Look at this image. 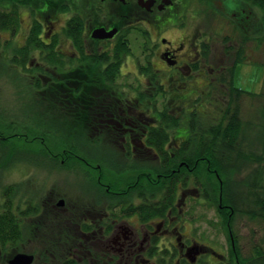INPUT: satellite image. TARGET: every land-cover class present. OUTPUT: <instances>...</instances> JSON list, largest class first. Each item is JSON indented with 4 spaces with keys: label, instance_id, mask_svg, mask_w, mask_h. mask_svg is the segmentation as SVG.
<instances>
[{
    "label": "flooded vegetation",
    "instance_id": "flooded-vegetation-1",
    "mask_svg": "<svg viewBox=\"0 0 264 264\" xmlns=\"http://www.w3.org/2000/svg\"><path fill=\"white\" fill-rule=\"evenodd\" d=\"M188 1L5 0L0 2V9L8 21L14 20V26L0 29V57L7 53L11 65L17 61L25 64L26 69L33 63L36 68L44 67L43 73L29 74L21 66L13 65L22 69L19 75L43 81L41 92L49 93L53 81L68 74L71 124L80 120L95 123L86 122L88 135L75 141L117 145L124 160L121 167L132 165L141 156L150 162L160 160L152 147L153 138L148 136L156 122L150 101L141 99V92L132 85L125 90L120 78L133 74L140 80L139 74H149L152 76L149 88L154 92L160 88L164 93L166 90L157 84L158 80L184 81L187 74L184 71H197L203 66L208 60V40L199 30L190 29ZM24 17H29V21L21 32ZM25 48L31 50L27 57L22 56ZM53 58L64 67L49 73L51 68L46 65ZM167 107L174 113L171 104ZM139 110L145 115L142 119ZM195 140L200 139L187 134L168 137L170 145L166 149H177L181 143ZM141 171L151 173L144 168ZM138 180L136 177L135 181ZM189 186L200 192L191 177L186 186H178L174 211L168 210L161 218L141 216L140 208L147 205L145 198L124 202L122 189L112 191L103 187L106 195L120 198L104 200L98 217L89 215L83 222L85 230L78 225L80 244L73 253L76 264L82 262V257H76L81 254L91 264H228L235 250L231 229L227 238L230 248L223 254L208 246H198L182 234L185 227L182 219L187 211L177 204L187 200L179 193L189 190ZM197 194L191 196L196 202L201 199ZM184 201L183 207L188 206ZM207 255L216 262L205 258Z\"/></svg>",
    "mask_w": 264,
    "mask_h": 264
},
{
    "label": "rangeland",
    "instance_id": "rangeland-1",
    "mask_svg": "<svg viewBox=\"0 0 264 264\" xmlns=\"http://www.w3.org/2000/svg\"><path fill=\"white\" fill-rule=\"evenodd\" d=\"M2 1L5 0H0L1 3ZM187 4L189 19L192 17L190 29L199 30L208 40V60L203 66L197 71H184L187 73L184 81L176 79L173 83L172 79L158 80L157 84L163 85L166 90L158 96L149 88L152 79L149 74H146L149 76L139 74L140 80L135 79L133 74H127L122 77L123 79L120 78V84L125 90L127 86L129 88L132 85L131 87L141 92L140 98H147L150 101L153 113L155 111L154 114L151 113L153 116L168 109L167 106L171 104L173 116L177 114L183 119L181 126L171 131L170 137L189 133L186 118L194 121L196 132L200 134L216 123L227 107L229 89L227 84L221 81L223 78H229L228 69L236 60L237 48L242 45L244 59H240L241 63L236 65L233 79L234 86L244 91L239 102L240 112L243 123L250 129L246 136L242 137V141L246 139V142L254 144L251 151L259 154L262 152V146L252 132L254 127L264 126V119H259L261 110L264 109V41L263 39L260 41V38L264 37V12L243 0H189ZM195 17L197 19H194ZM28 21L29 17H24L21 32L22 29H26ZM2 38L4 39V35ZM227 46L231 47L229 53L226 52ZM139 54L136 52L137 56ZM6 55L7 53L4 54L5 57L3 55L0 57V126L5 127L0 128V132L8 136L13 132L25 134L33 128L43 127L44 130L37 129V133H44L45 125L34 123L39 121L46 122L49 130L52 128L61 130L69 122L64 112L61 113L64 111L61 108L64 104L68 105V100L63 99L58 93L52 98L54 104L51 108L52 102L43 100L45 99L43 93L34 89V78L19 75L22 69L11 65ZM34 64L29 67H36ZM50 68L55 69L53 66ZM130 70L131 67L128 68V71ZM62 72H65V69ZM66 87H61L62 92ZM62 114L66 117L64 118ZM144 117L143 112L139 110V118ZM86 122L89 125L95 124L82 120L74 123L84 126L88 135L90 129L87 128ZM53 131H49L51 134H44L43 137L39 135L41 140L39 139L35 145L37 151L33 153V157L30 155L29 161L27 155L24 156L27 160L14 161L12 165L5 166L10 157L8 155L5 158L0 154V205L4 202L3 196L7 192L6 195H9L15 204L21 205L23 210L28 205L37 209L33 217H26L22 243L13 247L14 251L8 249L1 252L0 264H8V261L18 253L33 255V264H62L65 260L74 259V249L80 244L78 225L83 224L89 215L98 217L104 208L103 201L98 198V187L95 182L103 176L102 189L112 183L110 180H115L116 185L119 183L118 190H123L126 184H131L137 177V174L127 171L117 176L115 168L120 169V164L124 162L117 145H98L103 160L91 162V166L87 167L89 170L82 169L81 165L73 162L69 163L65 159L68 158L65 153L67 151L60 146V137L56 141L51 136L57 133L56 130ZM249 133L250 136H247ZM46 146L49 147L50 154L45 149ZM24 148L28 149L27 146ZM13 149L20 151L23 148L16 144ZM134 162L146 165L145 170L155 164L142 159V156L137 157ZM96 167H100L101 170L95 171ZM248 174L246 167H240L238 173L230 175L228 183L233 196L240 193L239 187L244 184ZM217 183L215 185L218 186ZM188 189L183 193L179 191L180 196L182 194L186 196L187 200L183 201L188 206L183 207V201L177 204L187 211L182 219L185 224L182 234L192 238V243L195 242L198 246H208L217 253H226L230 248L228 232L224 230L216 206L203 197L197 202L192 200L191 196L195 197L198 191L196 192L193 186H189ZM197 195L202 196L201 192ZM60 201H63L62 206H58ZM132 222L136 223L134 219ZM232 225V232L243 258L253 257L255 247L264 248V223L250 220L244 215L237 216ZM76 257L83 259L82 262L78 261V264H91L82 254ZM205 258L209 259V255Z\"/></svg>",
    "mask_w": 264,
    "mask_h": 264
},
{
    "label": "trees",
    "instance_id": "trees-1",
    "mask_svg": "<svg viewBox=\"0 0 264 264\" xmlns=\"http://www.w3.org/2000/svg\"><path fill=\"white\" fill-rule=\"evenodd\" d=\"M243 1L264 12V0ZM7 19L8 17H6V14L0 9V29L14 26V20L9 18L10 21H8ZM262 39L264 41V37L260 38L261 42ZM243 48L244 47L241 45L236 50V60L233 61L232 67L228 69L229 78H223L221 81L227 84L226 86H228L229 89V100L221 118L216 123L212 124L205 132L200 134L196 132L194 121L189 118V133L187 132V136L196 139L199 138V141H187L181 143L179 145L180 147L177 149L167 150L166 146L170 144L166 141V138L170 137L171 131H174L173 129H178L181 126L183 117L181 118V116L177 114L173 116L174 114L166 109L154 115L156 117L155 126L148 134L149 137L153 138L154 144L152 147L160 158V160L153 161L155 164L147 168L151 173H142L141 170L145 168L144 166L146 165L141 164V166L136 162H132L130 166L119 167L120 169L115 168L117 176L126 171L131 174H137L139 180L135 181V179L131 184H126L123 189L124 194L122 197H124V202L132 201L133 198L136 197L145 198L144 203H147V205L140 208L141 216H146L147 218H161L168 210L174 211V202L177 198L178 186H186L187 181L192 177L195 186L201 192V198L203 197L204 200L216 206V212L226 232H228L229 229H231L232 232V224L237 216L245 215L249 217L250 220L264 223V126L261 128L260 125H258L261 129L257 127L253 128L252 134L258 139L261 144L260 146H262V152L257 154L251 151L254 144L249 141L246 142V139L242 141V137L246 136V133L249 132L250 129L243 123L240 112L239 102L242 95H244V91L235 87L233 83L235 67L237 64L241 63L240 59H244L242 58V52H244ZM230 49L231 47L227 46L226 52L229 53ZM30 51V48L22 49V56H26ZM12 64L21 66L23 72L29 74L45 72L44 67L26 69L23 63L12 61ZM46 66L58 67L59 69L64 67L55 60V58ZM50 70L55 69H49V71ZM66 75L67 76L60 81H53L54 86L49 93L45 90L42 92L40 91V89H43V81L39 79L34 80V89L39 93L44 92L43 94L45 95L42 94V96L45 97L43 100L46 101L53 102L52 98H55L58 93L62 95L63 99L68 100L69 78L67 73ZM50 83H52V81ZM64 86L67 87L63 93L61 87ZM157 91H155L154 94L161 93L160 88H158ZM50 93H54V96L52 97ZM50 104L53 105L54 103ZM61 109L64 110H61V113L64 112L69 120L61 130L60 128H52V130H49L47 129L48 127H46V122L39 121L34 123L45 125L44 133H37L38 130L43 131V127H36L38 130L33 128L29 133L25 134L13 132L8 136L0 132V154L5 158L8 155L10 157L8 158L9 161L4 165H12L14 161L27 159V161H29L31 158L30 155L33 157V153L37 151L35 145L38 144L37 141L40 139L39 135L43 137L44 134L48 135L47 133H49V131L54 132L53 130L57 131V133H55L56 137L55 134L51 136L56 141H58L60 137V146H63L67 151L65 153H67L66 155L68 158L65 159H67L69 163L73 162L77 165H81L82 169L89 170L87 167L89 168L91 166V162L97 163L103 160V157L99 154L97 144H85L75 141L79 136H85L87 130L80 124H71V114L68 105L64 104ZM261 111L262 113L259 115L260 120H262V118L264 119V109ZM78 113L82 114L81 112ZM64 114H62V116H64ZM66 116H64V118ZM0 128L3 127L0 126ZM3 129H5V127ZM61 131L64 132L65 135ZM61 133L63 134V139L60 136ZM247 136H250V133ZM16 144L22 146L23 149H20V151L13 149V146ZM39 144L41 145V141ZM23 146H27L28 149ZM45 149L50 154L51 151L49 147L46 146ZM111 154L115 157L113 152H111ZM27 155L29 157L24 159ZM199 157H202V159H198ZM180 164H182V166H179ZM100 167L94 168L95 171H100ZM240 167H246L249 174L244 180V184L239 187L240 193L233 196L228 181L230 175L234 172L238 173ZM103 179V176H100L98 182H95L96 187H98L97 195L99 200H119L120 197H114L118 195H106L105 191L100 188ZM151 179L153 181H151ZM215 180L216 182L214 183L213 181ZM110 182L112 183L105 185L106 188L112 191L118 190L119 183L116 185L115 180H110ZM216 183L218 186L215 185ZM5 193L7 194V192ZM6 194L3 196L5 198L4 202L0 205L1 252H5L8 249L14 251L13 247L22 243L24 239V222L28 217H33L37 210L36 207H32V205H28L27 208L23 210L21 205L15 204L13 199ZM79 225L85 230L84 223ZM232 234L234 236L233 232ZM234 242L235 250L234 253L231 254V260L228 264H264V248L262 246L254 248L253 251L255 255L253 257L243 258L239 253L235 236ZM62 264H76V260H65Z\"/></svg>",
    "mask_w": 264,
    "mask_h": 264
},
{
    "label": "water",
    "instance_id": "water-1",
    "mask_svg": "<svg viewBox=\"0 0 264 264\" xmlns=\"http://www.w3.org/2000/svg\"><path fill=\"white\" fill-rule=\"evenodd\" d=\"M63 201L58 203V206H62ZM34 261V257L29 254L18 253L12 257L11 260L8 261V264H32Z\"/></svg>",
    "mask_w": 264,
    "mask_h": 264
}]
</instances>
